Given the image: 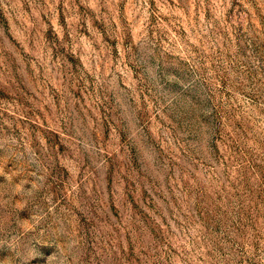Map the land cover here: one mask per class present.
Returning <instances> with one entry per match:
<instances>
[{
	"label": "rangeland",
	"instance_id": "rangeland-1",
	"mask_svg": "<svg viewBox=\"0 0 264 264\" xmlns=\"http://www.w3.org/2000/svg\"><path fill=\"white\" fill-rule=\"evenodd\" d=\"M0 264H264V0H0Z\"/></svg>",
	"mask_w": 264,
	"mask_h": 264
}]
</instances>
